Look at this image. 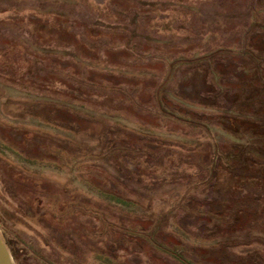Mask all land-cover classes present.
Here are the masks:
<instances>
[{
	"label": "rangeland",
	"instance_id": "rangeland-1",
	"mask_svg": "<svg viewBox=\"0 0 264 264\" xmlns=\"http://www.w3.org/2000/svg\"><path fill=\"white\" fill-rule=\"evenodd\" d=\"M0 229L15 264H264V0H0Z\"/></svg>",
	"mask_w": 264,
	"mask_h": 264
},
{
	"label": "water",
	"instance_id": "water-1",
	"mask_svg": "<svg viewBox=\"0 0 264 264\" xmlns=\"http://www.w3.org/2000/svg\"><path fill=\"white\" fill-rule=\"evenodd\" d=\"M0 264H15L11 251L0 229Z\"/></svg>",
	"mask_w": 264,
	"mask_h": 264
}]
</instances>
